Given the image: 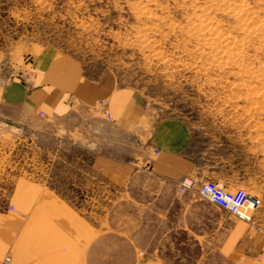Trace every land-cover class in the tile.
Wrapping results in <instances>:
<instances>
[{
  "label": "rangeland",
  "instance_id": "1",
  "mask_svg": "<svg viewBox=\"0 0 264 264\" xmlns=\"http://www.w3.org/2000/svg\"><path fill=\"white\" fill-rule=\"evenodd\" d=\"M33 44L69 53L91 76L109 70L152 121L183 119L190 155L263 203L264 0H0L4 59L22 60ZM150 153L91 107L0 119V206L38 181L96 219L119 194L110 181L124 175L112 172L148 165Z\"/></svg>",
  "mask_w": 264,
  "mask_h": 264
},
{
  "label": "crops",
  "instance_id": "2",
  "mask_svg": "<svg viewBox=\"0 0 264 264\" xmlns=\"http://www.w3.org/2000/svg\"><path fill=\"white\" fill-rule=\"evenodd\" d=\"M28 69L32 76H17ZM98 98L105 99L110 120L95 106ZM81 107L95 108L112 128L158 152L148 154V165L112 172L124 175L110 181L119 194L96 219L38 181L12 188L0 206V264L5 257L8 264H264V194L253 213L258 229L191 191L173 197L182 176L230 187L236 182L226 169L190 155L191 129L183 119L152 121L132 87L107 69L84 73L73 56L50 44H33L20 61L0 52L1 120L64 116Z\"/></svg>",
  "mask_w": 264,
  "mask_h": 264
},
{
  "label": "built area",
  "instance_id": "3",
  "mask_svg": "<svg viewBox=\"0 0 264 264\" xmlns=\"http://www.w3.org/2000/svg\"><path fill=\"white\" fill-rule=\"evenodd\" d=\"M33 70H22L17 76L23 77L24 75L29 77L33 75ZM105 99H96L95 106L99 107L103 117L111 119V115L105 110ZM39 114L44 115L42 111ZM153 153H157L158 150L153 148ZM176 193H183L185 191H191L198 197L204 198L215 203L218 207L228 212L237 219H243L253 224L254 229H258L257 224H254L253 213L260 206V199L255 194H251L244 187H227L225 185L217 184L212 179H205L196 181L193 177L182 176L177 179L175 183ZM12 208V205H9ZM9 257L3 259V263L8 264Z\"/></svg>",
  "mask_w": 264,
  "mask_h": 264
},
{
  "label": "bare ground",
  "instance_id": "4",
  "mask_svg": "<svg viewBox=\"0 0 264 264\" xmlns=\"http://www.w3.org/2000/svg\"><path fill=\"white\" fill-rule=\"evenodd\" d=\"M222 4H223V3H222ZM228 9H229V8H228ZM230 9H231V8H230ZM232 10H233V9H232ZM243 15H244V14H243ZM246 16H247V15H246ZM244 17H245V16H244ZM204 18H205V17H204ZM204 18H203V19H204ZM204 21H205V20H204ZM206 23H207V25H209V26H210V24H211V23H209L207 20H206ZM207 32H208V31H207ZM213 34H214V33H213ZM215 34H216V33H215ZM215 34H214V35H215ZM260 36H261V35H260ZM222 46H223V45H222ZM250 70H251V69H250Z\"/></svg>",
  "mask_w": 264,
  "mask_h": 264
}]
</instances>
